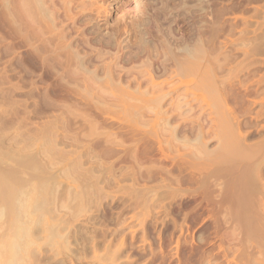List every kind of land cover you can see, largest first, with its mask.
<instances>
[{
	"label": "rangeland",
	"instance_id": "rangeland-1",
	"mask_svg": "<svg viewBox=\"0 0 264 264\" xmlns=\"http://www.w3.org/2000/svg\"><path fill=\"white\" fill-rule=\"evenodd\" d=\"M34 1L0 0V264H226L236 257L238 251H221L227 247L216 243L224 230L234 236L239 229L232 225L231 203L224 201L218 206L226 172L221 173L223 178L221 171L214 173L213 169L223 166L221 158H216L222 145L220 153L213 150L225 136L218 133V138L211 129L218 122L217 132L223 131L228 123L225 135L231 133V142H242L243 150L249 147V155L255 152L252 159L247 157L251 161L245 159L247 166L251 164L246 170V191L250 207L258 204L252 211L264 214V0H78L75 13L66 10L61 0ZM118 45L123 53L118 63L113 57L115 50L106 54L100 49ZM145 46L150 51L153 47L152 58L159 51L168 56L164 71H152L154 80L179 84V92L157 99L160 109H156L160 103L153 101L158 94L134 90L137 80L145 84L149 67L145 58L135 66L129 62ZM176 57L179 62L199 61L198 72L172 77L170 58ZM107 62L114 76L111 81L103 69ZM125 69L131 73L126 74ZM208 70L211 75L206 74ZM111 85L114 89H107ZM125 86L126 93H132L122 92ZM239 90H247V96ZM245 101L251 102L246 105ZM191 106L196 109L191 108L187 116ZM202 112L206 123L202 122ZM201 122L206 128L203 134L207 130L205 148L213 159L207 162L205 157L208 165L203 164L202 156L196 160L201 165L196 171H200L196 173L200 176L198 186L177 183L174 172L166 171V163L162 166L157 159L154 164L153 159L152 164L150 160L135 161L138 156L134 158L132 150L136 151L138 142L133 138L138 135L132 134L133 128L145 137L157 128L168 140L174 137L183 142L187 136L191 146L197 141L196 125ZM207 122L211 123L205 127ZM171 131H175L174 136L168 135ZM202 166H207L206 170ZM202 186L212 193H208L209 199L215 200L211 213L206 205L198 206L194 201L193 192ZM18 225L27 229L25 238ZM11 241L22 245L14 261L10 259Z\"/></svg>",
	"mask_w": 264,
	"mask_h": 264
},
{
	"label": "bare ground",
	"instance_id": "bare-ground-1",
	"mask_svg": "<svg viewBox=\"0 0 264 264\" xmlns=\"http://www.w3.org/2000/svg\"><path fill=\"white\" fill-rule=\"evenodd\" d=\"M36 1V3H37V0H35ZM34 1V2H35ZM51 1V0H50ZM44 2H46V1H44ZM52 2V1H51ZM54 2H55V0H54ZM61 2H63V5L65 6L64 8L67 10V9H69V11H72L73 12V7H74V4L75 3H77L78 2V0H61ZM28 3V2H27ZM39 4H40V2H38ZM43 3V2H42ZM53 4V3H52ZM56 4V3H55ZM28 5V4H27ZM41 5V4H40ZM82 5V4H81ZM84 5V4H83ZM26 6V5H25ZM36 6H38L37 4H36ZM48 6V5H47ZM28 7V6H27ZM46 7V6H45ZM44 7V8H45ZM58 7V6H57ZM22 8V7H21ZM40 8V10H41V7H39ZM47 9V8H46ZM49 9H53V8H49ZM61 9V8H60ZM63 9V8H62ZM64 9V10H65ZM78 9V8H77ZM24 10V9H23ZM39 10V11H40ZM68 11V12H69ZM80 11H81V9H80ZM38 12V11H37ZM51 12V11H50ZM67 12V11H66ZM26 13H27V10H26ZM25 13V14H26ZM53 13V12H52ZM65 13V12H64ZM73 13H75V12H73ZM54 14V13H53ZM81 14V13H80ZM21 15H24V12L23 13H21ZM52 15V14H51ZM53 16V15H52ZM56 16V15H55ZM69 16V15H68ZM77 16V15H76ZM51 17V16H50ZM54 17V16H53ZM72 17V16H71ZM71 17H69V18H71ZM22 18V17H21ZM24 18L26 19V17L24 16ZM75 18V17H74ZM53 19V18H52ZM23 20V19H22ZM28 20V19H27ZM57 20H58V18H57ZM73 20V19H72ZM60 21V20H59ZM65 21V20H64ZM27 22V24H28V21H26ZM50 22H52V21H50ZM64 23V22H63ZM22 24V23H21ZM81 24V23H80ZM62 26V25H61ZM23 27V26H22ZM60 27V26H59ZM70 27V26H69ZM78 28V27H77ZM79 28H80V26H79ZM83 29V28H82ZM66 31V30H65ZM68 31V30H67ZM61 34L63 33V31L61 30V32H60ZM154 33V32H153ZM144 34V33H143ZM63 35V34H62ZM164 35V34H163ZM146 36V35H145ZM64 37V36H63ZM74 37V36H73ZM86 37V36H85ZM156 37V36H155ZM65 38V37H64ZM159 38V37H158ZM70 39V38H69ZM161 39V38H160ZM137 40V39H136ZM150 40V39H149ZM87 41V40H86ZM142 42V41H141ZM146 42V41H145ZM166 42V41H165ZM134 43V42H133ZM168 43H169V41H168ZM110 44V43H109ZM109 44H106L107 46L109 45ZM139 44V43H138ZM162 44V43H161ZM112 45V44H111ZM116 45V44H115ZM168 45V44H167ZM67 46V45H66ZM65 46V47H66ZM70 46H72V45H70ZM76 46V45H75ZM136 46V45H135ZM138 46V45H137ZM146 46H147V44H146ZM145 46V48H143V50H141V52H140V54H138V56H136V55H133V56H136L135 58H133V59H131V57H130V64H134V66H135V63L137 62L138 63V61H141V59H142V61H143V58H145V60H147V62H145V64L147 63V66L149 67V71L148 70H146V73H147V76H148V79H146L144 82H145V84L143 85L142 84V81H138L137 80V83H136V87H135V92H137V93H139V94H148V93H150V94H152V95H154V93L157 95H159V96H157V98H155L156 96H153L154 98H153V101L155 100V101H157V103L159 102V100H157V99H161V98H165L166 96H169V95H172L173 93H175V92H177L178 91V89H179V84L178 85H176V84H170V83H166V84H162V83H157L155 80H154V76H153V72L152 71H154L155 69L157 70H159V71H161V70H165V67H166V64H168L169 63V61H168V58H166V57H168V56H166L165 54H163L162 52H156L157 54H156V56L154 57V58H152L151 57V51H152V48H151V51H150V49L148 48V47H146ZM167 48H168V50H169V47L168 46H166ZM68 48V47H67ZM72 48H75V47H72ZM82 48V47H81ZM104 48H106V47H103V49H102V47L100 48L101 50H103V51H105L106 52V54L107 53H110V51L112 50V51H114V56L113 57H115L116 58V62L117 61H121V59H122V49L119 47V45H118V47H108L107 49H105L104 50ZM77 49V48H76ZM129 49V48H128ZM68 50V49H67ZM73 50V49H72ZM91 50V49H90ZM136 50H137V48H136ZM156 50V49H155ZM176 50V49H175ZM178 50V49H177ZM177 50H176V52H177ZM185 50V49H184ZM187 50V49H186ZM140 51V50H139ZM162 51V50H161ZM190 51V50H189ZM70 52H73V51H71L70 50ZM91 52V51H90ZM96 52V51H95ZM100 52V51H99ZM105 52L103 53V54H105ZM169 52V51H168ZM64 53V52H63ZM82 53V52H81ZM101 53V52H100ZM138 53V52H137ZM155 53V52H154ZM170 53V52H169ZM207 54H208V52H206ZM210 53V52H209ZM61 54V53H60ZM115 54H116V56H115ZM129 54V53H128ZM167 54V53H166ZM192 54V53H191ZM62 55V54H61ZM75 55H77V54H75ZM81 55V54H80ZM83 55H86V54H83ZM109 55H111V54H109ZM178 55V54H177ZM181 55V54H180ZM192 55H194V54H192ZM204 55V54H203ZM64 56V55H63ZM66 56H67V54H66ZM74 56V55H73ZM127 56V55H126ZM154 56V55H153ZM166 56V57H165ZM172 56H173V54H172ZM191 56V55H190ZM206 56V55H205ZM77 57V56H76ZM82 57V56H81ZM63 58H65V57H63ZM69 58V57H68ZM95 58H97L96 56H95ZM104 58V57H103ZM102 58V59H103ZM110 58H112V57H110ZM181 58V57H180ZM188 58V57H187ZM207 58V57H206ZM80 59V58H79ZM78 59V60H79ZM100 59V58H99ZM98 59V60H99ZM108 59V58H107ZM113 59V58H112ZM176 59H177V57H176ZM172 59V58H170V60H171V62L173 63V69L171 70L172 72V77H178V76H181V75H185V74H194L195 72H198V66H199V61L198 62H196V60L194 61V60H189V61H185V62H179V60L177 59ZM184 59V58H183ZM190 59V58H189ZM68 60V59H67ZM72 60V59H71ZM125 60V59H124ZM144 60V61H145ZM181 60V59H180ZM202 60V59H201ZM200 60V61H201ZM75 60H73V62H74ZM77 61V60H76ZM75 61V62H76ZM86 61V60H85ZM95 61V60H94ZM109 61V60H108ZM127 61H128V59H127ZM210 61H212V59L210 58ZM69 62V61H68ZM167 62V63H166ZM205 62L206 63H208L207 62V60H205ZM72 63V62H71ZM118 63V62H117ZM128 63V64H129ZM136 63V64H137ZM143 64H144V62H142ZM141 63V64H142ZM171 63V64H172ZM70 64V63H69ZM73 64V63H72ZM93 64H95V62L93 63ZM98 64V63H97ZM124 64V63H123ZM127 64V63H126ZM71 65V64H70ZM73 65H76V64H73ZM99 65V64H98ZM97 65V66H98ZM117 65V64H116ZM204 65V64H203ZM82 66V65H81ZM90 66V65H89ZM142 67L144 66V65H141ZM84 67V66H83ZM204 67V66H203ZM76 68H77V66H76ZM78 68H79V66H78ZM81 68V67H80ZM79 68V69H80ZM100 68V67H99ZM102 68V67H101ZM118 68V67H117ZM128 68H129V65H128ZM135 68V67H134ZM141 68V67H140ZM84 69H85V67H84ZM104 72H105V74H107V76L110 78V81H111V78L113 79L114 78V76L111 74V65H110V63H108L107 62V64L106 65H104ZM121 69V68H120ZM130 69H132V68H130ZM138 69V68H137ZM143 69H145V68H143ZM200 69V68H199ZM204 69V68H203ZM73 70H74V68H73ZM122 70V69H121ZM120 70V71H121ZM129 70V69H128ZM205 70V69H204ZM96 71V70H95ZM122 71H124V70H122ZM125 71L127 72L126 74H128L129 75V73H131V72H129V71H127L126 69H125ZM145 71V70H144ZM209 71L210 70H208V72L206 73L207 75H208V73H209ZM72 72V71H71ZM80 72V71H79ZM94 72V71H93ZM103 72V73H104ZM162 72V71H161ZM202 72H204L203 70H202ZM206 72V71H205ZM74 73H75V71H74ZM125 73V72H124ZM140 73V72H139ZM142 73V72H141ZM145 73V74H146ZM78 74V73H77ZM76 74V75H77ZM99 74V73H98ZM114 74V73H113ZM143 74V73H142ZM145 74H143V75H145ZM170 74V73H169ZM197 75H199L198 73H196ZM202 74V73H201ZM200 74V75H201ZM72 75V74H71ZM76 75H74L75 77H76ZM97 75V74H96ZM127 75V76H128ZM132 75V74H131ZM139 75V74H138ZM166 75V74H165ZM209 75H211L210 73H209ZM73 76V75H72ZM81 76V75H80ZM102 76V75H101ZM100 76V77H101ZM133 76V75H132ZM186 76V75H185ZM190 76V75H189ZM77 77H79V75L77 76ZM145 77V76H144ZM162 77V76H161ZM195 77V76H194ZM199 77V76H198ZM74 78V77H73ZM117 78V77H116ZM108 79V78H107ZM117 79H120V78H117ZM136 79V78H135ZM138 79V78H137ZM143 79V78H142ZM193 79V78H192ZM133 80V79H132ZM178 80V79H177ZM183 80V79H182ZM112 81H114V80H112ZM175 81V80H174ZM194 81V80H193ZM106 82H108V81H106ZM124 82V81H123ZM189 82V81H188ZM114 83V82H113ZM116 83H118V82H116ZM175 83H176V81H175ZM197 83V82H196ZM195 83V84H196ZM88 84H90V83H88ZM124 84H125V82H124ZM69 85V84H68ZM76 85V84H75ZM74 85V86H75ZM81 85V84H80ZM86 85H87V83H86ZM105 85V84H104ZM109 85V84H108ZM119 85V84H118ZM127 85V84H126ZM135 85V84H134ZM190 85V84H189ZM188 85V86H189ZM240 85V84H239ZM70 86V85H69ZM85 86V85H84ZM90 86V87H89ZM88 86V88H91L92 89V85L90 84ZM112 86V85H111ZM111 86H106L107 87V89H109V90H111V89H114V87L113 88H110ZM115 86V85H114ZM133 86V85H132ZM187 86V85H186ZM80 87V86H79ZM93 87H95L94 85H93ZM116 87V86H115ZM128 87V86H127ZM126 86L125 87H123L122 89H121V91L122 92H124L125 91V93H126V91H127V88ZM190 87H192V86H190ZM76 88V87H75ZM130 88H131V86H130ZM183 88V87H182ZM186 88V87H185ZM71 89V88H70ZM93 89H97V88H93ZM106 89V90H107ZM116 89L117 90H119V92H120V89L119 88H117L116 87ZM187 89V88H186ZM245 89V88H244ZM105 90V91H106ZM131 90V89H130ZM184 90V89H183ZM197 90H198V88H197ZM241 90H242V88H241ZM249 90V89H248ZM132 91H133V89H132ZM240 91V90H239ZM238 91V92H239ZM246 92H247V90H245ZM245 91H240V93L242 92V93H245V96H247L246 95V92ZM117 91L115 90V93H116ZM131 92V91H130ZM130 92H129V90H128V92L126 93V94H130ZM134 92V91H133ZM156 92H158V93H156ZM179 92V91H178ZM235 92V91H234ZM237 92V93H238ZM106 93V92H105ZM132 93V92H131ZM190 93V92H189ZM212 93V92H211ZM117 94V93H116ZM179 94V93H178ZM220 94V93H219ZM236 94V93H235ZM248 94V93H247ZM135 95H137V94H135ZM183 95V94H182ZM185 95V94H184ZM187 95H189V94H187ZM186 95V96H187ZM191 95V94H190ZM197 95V94H196ZM241 95V94H240ZM112 96V95H111ZM114 96V95H113ZM125 96V95H124ZM143 96V95H142ZM150 96V95H149ZM176 96V95H175ZM181 96V95H180ZM220 96V95H219ZM244 96V95H243ZM242 96V97H243ZM135 97V96H134ZM152 97V96H151ZM170 97V96H169ZM179 97V96H178ZM183 96H181V98H182ZM190 97V96H189ZM206 97V96H205ZM236 97V96H235ZM235 97H233V98H235ZM241 97V98H242ZM116 98V97H115ZM136 98H138L137 96H136ZM221 98V97H220ZM237 98V97H236ZM126 99H128V98H126ZM140 99H143V98H141L140 97ZM139 99V100H140ZM188 99V98H187ZM110 100V99H109ZM134 100V99H133ZM150 100V99H149ZM162 100V99H161ZM160 100V101H161ZM175 100V99H174ZM177 100H178V98H177ZM185 100V99H184ZM184 100H182V102L184 101ZM202 100V99H201ZM242 100V99H241ZM249 100V99H248ZM116 101V100H115ZM114 101V102H115ZM121 102V100L119 99L118 100V102ZM134 101H136L137 102V100H134ZM141 101V100H140ZM147 102H148V100H146ZM152 101V102H153ZM234 101V100H233ZM254 101V100H253ZM118 102H117V104H118ZM119 102V103H120ZM127 102V101H126ZM129 102V101H128ZM131 102H132V96H131ZM175 102V101H174ZM173 102V103H174ZM182 102H179L178 103V105H179V107H182L180 104L182 103ZM247 101H245V103H246ZM248 102H251V101H248ZM247 102V103H248ZM130 103V102H129ZM138 103V102H137ZM137 103L135 104L134 102H133V104H135V105H137ZM143 103V102H142ZM141 103V104H142ZM144 103H146V102H144ZM151 103V102H150ZM156 102H154L153 103V105L155 104ZM156 103V104H157ZM160 104H157V108L156 109H160V105H161V102H159ZM190 103V102H189ZM243 103V102H242ZM241 103V104H242ZM244 103V104H245ZM247 103H246V105H247ZM114 104V103H113ZM126 104H128V103H126ZM148 104H149V102H148ZM152 104V103H151ZM185 104V103H184ZM239 104V103H238ZM121 105H123V104H121ZM130 105H132V104H130ZM129 105V106H130ZM134 105V106H135ZM139 105H140V103H139ZM159 105V106H158ZM183 105V104H182ZM128 106V105H127ZM133 106V105H132ZM132 106H130L131 108H132ZM212 106V105H211ZM245 106V105H244ZM115 107V106H114ZM121 107V106H120ZM159 107V108H158ZM184 107V106H183ZM182 107V108H183ZM200 107V106H199ZM206 107H207V105H206ZM238 107V106H237ZM246 107V106H245ZM101 108V107H100ZM154 108H155V105H154ZM175 108V107H174ZM181 108V110H183ZM187 108V107H186ZM192 108V109H191ZM195 108V107H194ZM201 108V107H200ZM212 108V107H211ZM103 109V108H102ZM118 109V108H117ZM130 109V108H129ZM138 109V108H137ZM162 109V108H161ZM176 109V108H175ZM179 108L177 107V110H178ZM195 110V109H193V107L191 106L190 108H189V110ZM199 109V108H198ZM202 109V108H201ZM204 109V108H203ZM240 109V108H239ZM122 110H123V107H122ZM180 110V111H181ZM187 110V109H186ZM191 110H190V112L188 113V114H186L187 116H189V114L191 113ZM214 110V109H213ZM173 111V110H172ZM212 111V110H211ZM244 111V110H243ZM100 112V111H99ZM105 112V111H104ZM103 112V113H104ZM133 112V111H132ZM150 112V111H149ZM154 112V111H153ZM174 112V111H173ZM188 112V111H187ZM213 112V111H212ZM140 113V112H139ZM158 113V112H157ZM166 113V112H165ZM193 113V112H192ZM200 112H198V114H199ZM226 113V112H225ZM101 114H102V112H101ZM141 114V113H140ZM143 114H145V113H143ZM161 114V113H160ZM159 114V115H160ZM202 114H203V112H202ZM204 114H205V111H204ZM204 114H203V116H204ZM207 114V113H206ZM211 114V113H210ZM137 115H139V114H137ZM142 115V114H141ZM146 115V114H145ZM154 115V114H153ZM222 115H223V112H222ZM226 115V114H225ZM183 116H184V114H183ZM182 116V117H183ZM193 117V114L192 115H190V117H188V118H192ZM201 116V115H200ZM199 116V118L202 120V118ZM202 116V117H203ZM206 116V115H205ZM203 117L204 118V121L202 120V122L203 123H206V117ZM224 116V115H223ZM143 117V116H142ZM150 117H152V116H150ZM146 118H148V117H146ZM158 118V117H157ZM164 118V117H163ZM168 118V117H167ZM167 118H165V120H167ZM195 118H196V116H195ZM209 118V117H208ZM153 119V118H152ZM211 119V118H210ZM210 119H208V121H210ZM226 119V118H225ZM147 120V119H146ZM150 120H151V118H150ZM188 120V119H187ZM212 120V119H211ZM117 121H119V120H117ZM130 121V120H129ZM142 121V120H141ZM149 121V120H148ZM153 121V120H152ZM157 121V120H156ZM169 121V120H168ZM184 121H185V119H184ZM197 121L198 122H200V120H198V117H197ZM212 121H215V120H212ZM211 121V122H212ZM126 122V121H125ZM154 122H155V120H154ZM154 122H152V124L154 123ZM162 122H163V120H162ZM198 123L196 126H197V129H196V138H195V141H196V143L194 144L193 142V144L191 145V146H193V145H195L193 148L194 149H192L191 148V146L189 145V141L190 140H186V138H187V136H186V138H185V141L183 140V142H181L182 140H177L176 139V141H175V139H174V137L173 138H171V140H168L167 138L165 139L163 136H165V133H160V131L159 132H157L158 130H159V128H157V131L155 130V131H153V133L151 132V136H147V137H145V136H142L141 134H144L141 130H139L137 127V129L135 128H133L132 129V134L133 135H138V137L137 136H135V138H133V139H135L136 140V142H138V143H136V147H137V149H135L136 151H133L132 150V155H133V153H134V155H135V157H134V155H133V157L134 158H137L136 157V155L138 156V158L135 160V161H139L138 159H144L145 161L146 160H150V164H154V161L156 162V160L155 159H157V161L159 160V162H160V165H162L163 163L165 164V167H168L167 169L168 170H166V171H173L174 173L173 174H175L176 176H177V178H178V182L177 183H187L188 185H190V186H192V187H194V186H198L197 184L199 183L200 184V182H199V178H200V176H199V178L197 177V175H196V171L198 170V168L197 167H200L199 166V160H198V162L196 161L197 159H200L201 158V156H202V158L204 157V159H205V157H208V159H207V162L208 161H212V159L213 158H210L211 156L209 155V154H211L212 155V153H210V151L207 149L206 150V148H205V145H206V143L204 142V139H203V137H204V134L206 135V131H205V133L203 134V131L206 129H204V127H203V123ZM211 122H209V123H211ZM229 122V121H228ZM232 122V121H231ZM128 123V122H127ZM143 123V122H142ZM146 123V122H145ZM148 123V122H147ZM156 123V122H155ZM154 123V124H155ZM165 123V122H164ZM167 123V122H166ZM165 123V124H166ZM208 122H207V125L205 126V124H204V126L205 127H207L208 126V124H209ZM215 123H216V121H215ZM236 123V122H235ZM118 124H120V123H118ZM134 124V123H133ZM214 123L212 122V125H213ZM225 124V123H224ZM228 124V123H227ZM227 124H225V125H227ZM177 125V124H176ZM175 125V126H176ZM212 125H210V126H212ZM216 125V124H215ZM217 125H218V122H217ZM216 125V126H217ZM223 125V124H222ZM224 125V127L223 126H221L220 125V127H222V128H220V129H222L223 130V128H224V130L223 131H220V132H217V128H216V126H214L215 127V130H214V127H213V129H211V130H213V132L212 131H210V132H212L213 133V135H214V133H217V134H215L216 136L218 135V133H220V135H218V136H222V137H224L225 138V140L226 141H228V142H226L225 140H224V138H221L222 139V141H221V139H220V141H221V143L219 142V144H220V146L218 147V149H215V150H213V151H218V150H220L221 148H222V150H220V152H221V154H217L216 156V158H218V156H219V158H221V161L219 160V158H218V160L221 162L220 164H222L223 166L222 167H220V168H218L216 171H215V169H213V171H214V173L216 174V172L218 173V172H220V175H221V173L224 171V172H226L225 173V177L223 178L222 177V175H221V177L223 178V180H224V182H222L221 181V184H223L222 185V188H221V191H219L220 192V194L218 195V196H220V203L218 202V199H217V203H219L218 204V206L220 207L221 206V202H222V204H223V202L224 201H227L226 203H231V206L233 207V210H231V209H229V211H232L231 213L230 212H228V211H226V213L228 212V213H230V214H233V215H231L232 216V218H233V220H232V222H233V224L232 225H235L234 227H237V233H238V235H237V233H236V235H229L228 233H226V232H228V231H226V230H224L223 231V233L221 234V233H219V234H221V236H220V238L222 237V240H224L225 239V241L227 242L226 244H225V246H223V244L225 243V241L223 242L220 238H219V240H218V242H216L217 243V245L218 246H221L222 248L223 247H227V249L225 248H223L222 250H221V248H218V246H217V249L218 250H221V251H235V253H236V251H238V254H237V256H236V254L234 253V255L236 256V257H234V258H232V260H228L227 262H225L226 264H264V214L261 212V214H259L260 213V211L258 212L257 210H255V212L254 211H252V209H251V207L252 208H254L255 207V205H254V203L252 204L251 203V207H250V205H249V203L251 202V201H249V191H248V195H247V191H246V188H247V179H248V177L246 176V170H247V167L249 166L250 167V162H249V164L250 165H248L247 166V160H245V159H248L247 157H249V158H251L252 159V157L251 156H253V152L251 151V155H249L250 153V150L248 151V149H249V147H248V149L247 150H243L240 146L242 145L243 146V144H241L239 141V143L241 144H238L237 145V140H235L234 139V137L233 136H235V135H233L232 137H233V140H235V141H232L233 143L234 142H236V144H232V142H231V140H230V138H229V136H230V134H229V136L227 137L225 134L227 133V128L228 127H226ZM230 125V124H229ZM129 126V125H128ZM133 126V125H132ZM131 126V127H132ZM136 126V125H135ZM148 126H150V125H148ZM147 126V127H148ZM154 126V125H153ZM158 126H160V124L158 123L157 124V127ZM169 126V125H168ZM167 126V127H168ZM111 127V126H110ZM116 127V126H115ZM119 127V129H120V126H118ZM123 127H125V126H123ZM155 127V126H154ZM154 127H152V128H154ZM163 127H165L164 126V124H163ZM167 127H166V129H162L161 127H160V130L161 131H163V130H167ZM191 127H193L192 125H191ZM128 128V127H127ZM130 128V127H129ZM149 128V127H148ZM194 128V127H193ZM211 128V127H210ZM237 128V127H236ZM116 129H118V128H116ZM174 129V128H173ZM208 130H210L209 129V127L207 128ZM217 129V130H216ZM129 130V129H128ZM172 130V129H171ZM121 131V130H120ZM168 131V130H167ZM179 131V130H178ZM192 131V130H191ZM214 131H216V132H214ZM219 131V130H218ZM128 132V131H127ZM149 132V133H150ZM174 132V134H175V131H173ZM173 132L171 131V133H168V135L169 134H172L173 136H174V134H173ZM209 132V131H208ZM209 132V133H210ZM228 132H230V131H228ZM121 133H124V132H121ZM178 133V132H177ZM192 133V132H191ZM232 133H233V131H232ZM131 134V135H132ZM148 134V133H147ZM164 134V135H163ZM228 134V133H227ZM236 134V133H235ZM122 135H124V134H122ZM130 135V134H129ZM141 135V136H140ZM167 134H166V136H168ZM188 135V134H187ZM195 135V134H194ZM193 135V136H194ZM126 136V135H125ZM127 136H128V134H127ZM176 136V135H175ZM185 136V135H184ZM198 136V137H197ZM216 136H214V137H216ZM217 136V137H218ZM237 136V135H236ZM235 136V137H236ZM137 137V138H136ZM177 137V136H176ZM175 137V138H176ZM179 137V136H178ZM177 137V138H178ZM192 137V136H191ZM220 137H218V138H220ZM231 137V138H232ZM162 138H164L165 140H163ZM182 138H183V136H182ZM193 137H192V139H194ZM213 138V137H212ZM226 138H229V139H226ZM131 139V138H130ZM179 139V138H178ZM191 139V140H192ZM134 140V141H135ZM218 140V139H217ZM141 141V142H140ZM165 141V142H164ZM178 141H180V142H178ZM194 141V140H193ZM100 142V141H99ZM94 143V142H93ZM182 143L184 144V145H182ZM97 144H99V143H97ZM137 144H138V146H137ZM221 145H222V147H221ZM233 146H236V148L235 147H233ZM240 147V149H237V147ZM216 147V148H217ZM221 147V148H220ZM238 147V148H239ZM245 147V146H244ZM252 150V149H251ZM209 152V153H208ZM219 152V151H218ZM219 152V153H220ZM136 153V154H135ZM255 153V152H254ZM256 155V154H255ZM210 156V157H209ZM258 157V156H257ZM209 158L211 159V160H209ZM153 159V162L151 161ZM203 159V160H204ZM206 159H205V162H203V164L205 163L206 164ZM215 159V158H214ZM202 160V161H203ZM248 160H250V159H248ZM135 161H133V162H135ZM215 161H216V159H215ZM251 161V160H250ZM253 161H254V159H253ZM252 161V162H253ZM147 162H149V161H147ZM152 162V163H151ZM214 162V161H213ZM213 162H212V164H213ZM138 163H140V161L138 162ZM137 162L135 163V165H137L138 164ZM157 164V163H156ZM200 164H202L201 163V161H200ZM209 163H207L206 165H208ZM211 164V165H212ZM216 164V163H215ZM219 164V165H220ZM217 165V164H216ZM158 166V165H157ZM162 166H164V165H162ZM252 166H253V164H252ZM161 167V166H160ZM203 167V166H202ZM205 167V166H204ZM203 167V168H204ZM207 167V166H206ZM206 167H205V170H206ZM214 167V166H213ZM216 167H218V165L216 166ZM248 167V168H249ZM137 168V167H136ZM139 168V167H138ZM152 168H155L154 166L152 167ZM152 168H150L151 170H152ZM157 168V167H156ZM162 168V167H161ZM197 168V169H196ZM202 168V169H203ZM210 168V167H209ZM215 168V167H214ZM163 169V168H162ZM220 169V170H219ZM223 169H225V170H223ZM137 170H139V169H137ZM161 170V169H160ZM134 171H135V169H134ZM157 171V170H156ZM165 171V172H166ZM213 171H211L210 170V172H212L211 174L213 175L214 173H213ZM249 171V170H248ZM153 172H155V171H153ZM153 172H151V174L153 173ZM200 172V171H199ZM198 172V173H199ZM209 172V173H210ZM197 173V174H198ZM208 173V172H207ZM249 173V172H248ZM204 174V173H203ZM214 174V175H215ZM153 175H154V173H153ZM156 175H157V173H156ZM166 175H167V173H166ZM199 175V174H198ZM208 175V174H207ZM217 175H219V174H217ZM216 175V176H217ZM137 176V175H136ZM159 176V175H158ZM160 176H163V175H160ZM249 176V175H248ZM170 177V176H169ZM173 177V176H172ZM220 177V178H221ZM161 178V177H160ZM168 178V177H167ZM206 178H207V176H206ZM210 178H212V176H210ZM162 179V178H161ZM170 179H173V178H170ZM201 179H203V178H201ZM201 179H200V181H201ZM219 179V178H218ZM217 179V180H218ZM207 180V179H206ZM211 180V179H210ZM214 180V179H213ZM249 180V179H248ZM171 181V183L172 182H174V181H172V180H170ZM175 181H176V179H175ZM209 181V180H208ZM204 182V181H203ZM207 182V181H206ZM215 182V181H214ZM176 183V182H175ZM208 183V182H207ZM173 184V183H172ZM201 184H202V182H201ZM204 184V183H203ZM205 185H206V183H205ZM183 186V185H182ZM208 186V185H207ZM216 186V185H215ZM200 187H201V185H200ZM210 187V186H209ZM203 188H205V187H203L202 186V189L200 188L199 189V191H197V192H193V193H195V195H194V197L192 196V198H194V201L197 203V205L199 206V205H206L207 207L206 208H208L209 209V211H208V209H207V211L208 212H210V210L213 208V205H215L214 206V208L216 207V204H214L215 203V200H212L211 201V199H209V195H208V193L210 194V192H209V190H208V192H206L207 190H206V188H205V190H203ZM217 188V187H216ZM218 188H219V186H218ZM250 188V187H249ZM195 190H197V188H195ZM195 190H193V191H195ZM219 190H220V188H219ZM247 190H248V188H247ZM3 193V192H2ZM12 193V192H11ZM212 194V193H211ZM210 194V195H211ZM187 195V194H186ZM215 196V195H214ZM213 197V196H212ZM251 197V196H250ZM137 199V198H136ZM214 199V198H213ZM7 200H8V198H7ZM214 201V202H213ZM254 201V200H253ZM18 202H20V201H18ZM259 202V201H258ZM213 203V204H212ZM225 203V202H224ZM230 203H229V205H230ZM255 203H256V201H255ZM23 204V203H22ZM210 204H212V205H210ZM257 204V203H256ZM264 204V203H263ZM8 205V204H7ZM18 205H20V204H18ZM209 205L211 206V207H209ZM225 205V204H224ZM226 205H228V204H226ZM252 205H254V206H252ZM217 206V207H218ZM257 206H258V204H257ZM256 206V207H257ZM9 207V206H8ZM24 207V206H23ZM201 207V206H200ZM254 208V209H257V208ZM260 207H263V206H261L260 205ZM10 208V207H9ZM198 208V207H197ZM202 208H205V207H202ZM214 208H213V210H214ZM222 208V207H221ZM229 208H230V206H229ZM259 208V207H258ZM25 209V208H24ZM217 209V208H216ZM220 209V208H219ZM250 209V210H249ZM253 209V210H254ZM263 209H264V207H263ZM223 210V209H222ZM259 210H261V208H259ZM219 210H217V212H218ZM225 211V210H224ZM256 211L258 212V213H256ZM17 212V211H16ZM20 212V211H19ZM211 212H213L212 210H211ZM210 212V213H211ZM222 212V211H221ZM223 213V212H222ZM225 213V212H224ZM223 213V214H224ZM225 213V214H226ZM13 214V213H12ZM215 214H217L216 212L214 213V215ZM219 214V213H218ZM217 214V215H218ZM16 215H18L19 216V214H16ZM229 215V214H228ZM20 216H21V214H20ZM221 216V215H220ZM214 217V216H213ZM216 217V216H215ZM225 217V216H224ZM16 218V217H15ZM195 218V217H194ZM227 218V217H226ZM231 218V219H232ZM194 220V219H193ZM225 221V220H224ZM228 221V220H227ZM229 221H230V216H229ZM231 223V222H230ZM235 223V224H234ZM224 224V223H223ZM236 224H237V226H236ZM27 225V224H26ZM231 225V226H232ZM19 226V225H18ZM23 226V225H22ZM20 227V226H19ZM18 227V228H19ZM27 227H29V226H26V228ZM220 227H221V225H220ZM227 227V226H226ZM233 227V226H232ZM231 227V228H232ZM233 227V228H234ZM20 228H22V231L24 230V228L23 227H20ZM233 228H232V230H233ZM236 228H234V230H235ZM26 230L27 229H25L23 232L21 231V229H19V231L18 232H20V235L22 236V237H26V235H23V233L24 234H26ZM229 230V229H228ZM231 230V229H230ZM213 231H215V230H213ZM217 231V230H216ZM222 231V230H221ZM236 231V230H235ZM21 232H22V234H21ZM231 231H229V233H230ZM234 232V231H233ZM232 232V233H233ZM28 233V232H27ZM29 234V233H28ZM234 234V233H233ZM19 235V236H20ZM18 236V240L19 241H22L23 239H19L20 237ZM28 236V235H27ZM219 235H218V233H217V236L216 237H218ZM24 237V238H25ZM224 238V239H223ZM30 239V238H29ZM15 240V239H14ZM28 240V239H27ZM27 240H25V241H27ZM206 240V239H205ZM215 240V239H214ZM19 241H17L16 243H15V241L13 242V241H11L12 242V245L10 246L9 245V249H10V251H12L11 253H12V257L13 258H10L11 256H10V254H9V258L10 259H14V258H17V256H18V254H19V252L20 251H22V245H20V243H18ZM24 241V240H23ZM31 241V240H30ZM222 241V243H220ZM32 242V241H31ZM22 243H24V242H22ZM24 244H26V242L24 243ZM24 244H23V246H24ZM27 244H29V243H27ZM204 244V243H203ZM220 244V245H219ZM31 245V244H30ZM196 247V246H195ZM199 247V246H198ZM192 248V247H191ZM29 249V248H28ZM193 250V249H192ZM217 250V251H218ZM24 251V250H23ZM28 251V250H27ZM197 251V250H196ZM26 252V251H25ZM31 252V251H30ZM188 252V251H187ZM202 252V251H201ZM200 252V253H201ZM10 253V252H9ZM21 253V252H20ZM24 253V252H23ZM35 253V252H34ZM221 253V252H220ZM228 253V252H227ZM227 253H225V255H226V258H227V256H229ZM32 254H33V252H32ZM223 254L224 253H221L220 255H222L223 256ZM231 254V253H230ZM8 255V254H7ZM29 256L31 255V253H29L28 254ZM28 255H26L25 254V256H28ZM34 255V254H33ZM163 255V254H162ZM16 256V257H15ZM32 256V255H31ZM218 256V255H217ZM7 257V256H6ZM164 257H166V256H164ZM202 257V256H201ZM25 258V257H24ZM216 258V257H215ZM221 258V257H220ZM22 259V258H21ZM192 259V258H191ZM223 259H225L224 258V256H223ZM6 260H8V259H6ZM160 260H162V259H160ZM14 261V260H13ZM16 261H17V259H16ZM19 261V260H18ZM21 261V260H20ZM6 262V261H5ZM5 262H4V264H5ZM10 262H11V260H10ZM24 262V261H23ZM185 262V261H184ZM197 262V261H196ZM159 263H160V261H159ZM186 263V262H185ZM188 263V262H187ZM219 263H221V262H219ZM8 264H11V263H8ZM13 264V263H12ZM16 264V263H15ZM25 264V263H24ZM163 264V263H162Z\"/></svg>",
	"mask_w": 264,
	"mask_h": 264
}]
</instances>
